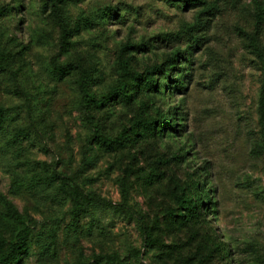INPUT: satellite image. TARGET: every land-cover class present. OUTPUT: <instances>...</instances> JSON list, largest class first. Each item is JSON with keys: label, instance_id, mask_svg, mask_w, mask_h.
I'll return each mask as SVG.
<instances>
[{"label": "rangeland", "instance_id": "1", "mask_svg": "<svg viewBox=\"0 0 264 264\" xmlns=\"http://www.w3.org/2000/svg\"><path fill=\"white\" fill-rule=\"evenodd\" d=\"M214 1L76 0L65 6L76 29L62 48L44 0H0V53L13 71L0 75V255L29 227L20 264H264V0H220L199 13ZM119 58L143 75L140 88L90 124L79 79L110 93ZM53 61L79 69L58 73ZM161 65L166 75L147 73ZM152 120L167 126L155 138ZM54 170H80L85 192L137 215L85 203L75 217L74 188L50 181ZM192 182L202 214L184 222L172 193L177 183L193 198ZM205 219L217 234L208 258L198 251ZM141 221L157 248L143 246Z\"/></svg>", "mask_w": 264, "mask_h": 264}, {"label": "trees", "instance_id": "2", "mask_svg": "<svg viewBox=\"0 0 264 264\" xmlns=\"http://www.w3.org/2000/svg\"><path fill=\"white\" fill-rule=\"evenodd\" d=\"M74 1L76 0H44L42 11L50 12V15L53 17L55 24L59 29V45L62 48L68 45L69 39L72 37L76 29V26L70 28L66 23V19H65V6L68 3ZM166 1L170 3H180L185 8H191V9H198L203 5L202 0H166ZM219 1L220 0H215L212 4L208 6V8L200 10L199 13L203 16L209 15L212 10H215L217 8ZM171 36L176 37L170 35V37ZM174 56L177 58V57H181L182 54L180 51H177ZM119 62L121 64V70L119 74L118 84L110 93L106 95L103 94L99 95L95 92H92L89 83L84 80V76H81L79 79L78 87L81 95L79 110L90 124L94 123L93 113L95 110L103 109V106L109 104L114 99L120 102H126L129 99L128 98L129 95L136 94L140 88V82L143 75L132 70L129 67L127 60L119 58ZM169 62L172 65H176L177 63L175 58H169ZM52 63L55 70L58 73H63V72L71 73L79 69V66L75 63L59 64L56 61H53ZM147 73L149 74L159 73L160 75H166L167 71L164 70V65H161L150 68L149 72L147 71ZM2 74L13 75V71L10 69L7 59L4 57L3 54L0 53V75ZM14 76L16 77V75ZM169 78L170 75L168 74V79ZM156 83H157L156 80L155 81L151 80V82H149V86L155 87ZM174 84H176L178 90L180 91L183 90L184 86L182 85V83H178L177 81H174ZM17 90L20 92V94L23 93L20 88V85L17 86ZM260 111L262 117H264L263 102L261 104ZM4 114H5V108L0 107V121H2ZM166 127H167L166 125H162L158 127L156 125L155 120H152L148 126H145V128L148 130L149 135L154 138L160 135L161 133H163ZM94 137H98L97 138L98 142L103 146V136L94 135ZM86 156L87 153L85 151V157L83 158L80 170L82 169V167L86 162ZM80 170L77 172V174L73 176H68L58 172L57 170H54L50 178V181L57 182L60 185V187H66L68 185H71L74 188L75 208L73 209V212L75 217H78L85 210V203H96L100 205L105 204L110 207H115V208L117 207L118 209L119 208L123 209L124 212L128 214L137 215L134 210H132L131 208H129V206L125 204H121L117 206L114 205L111 201L103 199L101 196L85 192L77 182V177L78 174L80 173ZM195 185L196 184L194 182L191 183V188L194 190L193 192L194 197L191 199H185L182 198L179 194V191L182 188L177 183H174L175 191L172 193V198L184 211L185 213L183 216L184 222L187 221L190 222L192 221V219H196L198 222L199 215L202 214L201 211L203 208V197L201 191ZM121 188L124 192V188H125L124 180L121 184ZM206 221H207L206 219L203 220L199 225L202 237L198 246V251L204 258L211 257L213 254V250L217 248L216 247L217 234L213 230H211V228L208 226V223ZM141 222H142L141 234L143 239V243H142L143 246L145 248H149L152 250L157 248L160 245L159 241L157 239H154L147 225L143 221ZM31 233L32 230L29 227L24 228L17 235L16 241L10 246L8 253L0 255V264H11V263L20 264L22 262L23 257L28 252V242ZM136 254L139 255L138 252H136Z\"/></svg>", "mask_w": 264, "mask_h": 264}]
</instances>
